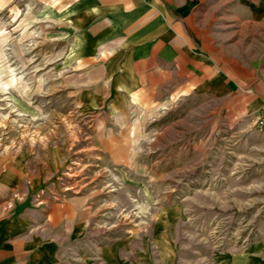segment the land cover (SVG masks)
Returning a JSON list of instances; mask_svg holds the SVG:
<instances>
[{"label": "rangeland", "instance_id": "374dc122", "mask_svg": "<svg viewBox=\"0 0 264 264\" xmlns=\"http://www.w3.org/2000/svg\"><path fill=\"white\" fill-rule=\"evenodd\" d=\"M257 82L264 0H0V221L56 264H264Z\"/></svg>", "mask_w": 264, "mask_h": 264}, {"label": "crops", "instance_id": "0c3cea01", "mask_svg": "<svg viewBox=\"0 0 264 264\" xmlns=\"http://www.w3.org/2000/svg\"><path fill=\"white\" fill-rule=\"evenodd\" d=\"M167 32V38L171 40L170 46L174 49V31ZM167 54L169 55V50ZM170 54L173 53L170 51ZM221 85H216L214 92ZM262 85L264 83L257 82L254 88L257 94H253L252 99L264 103V92L259 91ZM39 226L31 224L30 219L24 215H18L12 220H1L0 264H56L58 243L54 233L50 228Z\"/></svg>", "mask_w": 264, "mask_h": 264}, {"label": "built area", "instance_id": "2783aa9c", "mask_svg": "<svg viewBox=\"0 0 264 264\" xmlns=\"http://www.w3.org/2000/svg\"><path fill=\"white\" fill-rule=\"evenodd\" d=\"M253 127L258 134L264 135V103H262L255 115Z\"/></svg>", "mask_w": 264, "mask_h": 264}]
</instances>
